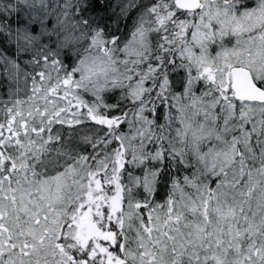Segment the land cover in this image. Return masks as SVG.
I'll return each mask as SVG.
<instances>
[{"label":"snow or ice","instance_id":"1","mask_svg":"<svg viewBox=\"0 0 264 264\" xmlns=\"http://www.w3.org/2000/svg\"><path fill=\"white\" fill-rule=\"evenodd\" d=\"M0 264H264V0H0Z\"/></svg>","mask_w":264,"mask_h":264}]
</instances>
